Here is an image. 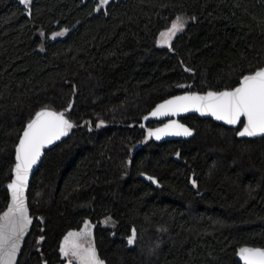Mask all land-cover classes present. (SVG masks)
Returning <instances> with one entry per match:
<instances>
[{
  "label": "trees",
  "instance_id": "obj_1",
  "mask_svg": "<svg viewBox=\"0 0 264 264\" xmlns=\"http://www.w3.org/2000/svg\"><path fill=\"white\" fill-rule=\"evenodd\" d=\"M29 6L30 17L18 0H0V215L17 143L38 111L107 126L79 128L46 152L19 264H65L61 249L86 222L103 264H240V247L264 248V137L239 139L240 128L196 116L183 119L195 135L182 141L110 126L140 123L183 92L233 89L263 68L264 0ZM178 16L187 29L158 47Z\"/></svg>",
  "mask_w": 264,
  "mask_h": 264
},
{
  "label": "snow or ice",
  "instance_id": "obj_2",
  "mask_svg": "<svg viewBox=\"0 0 264 264\" xmlns=\"http://www.w3.org/2000/svg\"><path fill=\"white\" fill-rule=\"evenodd\" d=\"M109 2L110 0H98L101 6H106ZM19 3L25 5L26 12L30 14L31 9L28 6L31 4V0H19ZM96 10L99 11L100 9L97 8ZM185 23L186 21L184 18L178 16L175 21L172 22L171 27L160 35L172 37L177 32L183 30ZM65 32H67V29H65L64 32L55 33L53 38L63 36ZM185 70L190 71V69ZM203 101H208L204 107H206L217 120H223L227 124H237L240 122L241 117H244L245 121L242 130L238 132L239 136L264 134V68L255 71L251 75L244 76L241 81V86L236 87L232 91L208 92L206 96H199L195 93L186 96H177L173 100H168L165 104L160 105L152 115H157L161 109H167L163 113L164 115H168L169 113L175 114L177 110L187 111L190 106L197 107V110H199V106ZM70 107L69 105V109ZM100 123L103 122L101 121ZM172 123L175 124L176 122L173 121ZM72 127L73 124L65 119L64 112L57 113L44 109L36 113L35 118L27 124L23 131L19 143L16 146L17 163L13 170L14 179L8 184V188L13 190L14 199L18 201L15 210L19 213V220L16 222L19 226V230L14 228L12 234L5 235L4 225L0 223V258L5 254L6 244L8 245L7 255L9 257L14 255L17 248L16 239H18L23 228L31 222L30 218L24 214L25 209L23 204L19 203V193L26 185L31 166L39 158L41 154L40 150L45 143H51L54 139H59L61 135H67V129ZM97 127H99V124ZM169 127V125H165V128ZM179 127L183 129L182 132H169L167 134H182L187 136L193 134L191 129L184 128L183 125ZM162 131H164V129H157L155 133L150 132V135H156V138L159 139L160 136L157 135V133ZM177 155H179V153H177ZM149 179L153 178L149 177ZM192 183L195 186L194 180ZM12 211L13 209L9 207V213ZM9 213H5V216L9 215ZM134 238L135 230L133 229V236L129 238L130 244ZM61 251L64 255H67V252L63 248ZM241 251L246 254L245 259L247 264H264V249H242ZM92 258L95 260L94 252L92 253ZM100 264H102V262H100Z\"/></svg>",
  "mask_w": 264,
  "mask_h": 264
},
{
  "label": "water",
  "instance_id": "obj_3",
  "mask_svg": "<svg viewBox=\"0 0 264 264\" xmlns=\"http://www.w3.org/2000/svg\"><path fill=\"white\" fill-rule=\"evenodd\" d=\"M18 2H19V0H18ZM31 3H32V0H31ZM21 5H22L23 8H25V5H23V4H21ZM28 7H30V6H28ZM30 16H31V13L29 14V17ZM253 73H251V74H253ZM251 74H248V75H251ZM243 77L241 78L239 84L236 87H240L241 86V81H242ZM236 87H234L233 89H225V90H221V91L183 92V93L171 96V97L161 101L160 103H158L149 113L146 114L145 117H147V118L144 117L140 123L128 124V125H110V126H119V127L127 128V129H134V128L146 129V133H147L148 138H151V139L155 140L158 143H163V142H166V141H182V140H190V139H192L194 137V135H195L194 129L191 128L185 122H183V119L186 118V117H189V116H196V117H199L200 119H210V120L214 121L215 123L220 124V125H222L224 127H227V128H230V129L240 128V130H242V127H243V124H244V121H245L244 117H241L240 122L237 123V124H234V125L227 124L223 120H217L211 114V112L206 107H204V105H206L208 103V101H203L201 103V105L199 106V110H197V107H191L190 106L187 111L177 110L175 112V114L169 113L168 115H164L163 113L167 109H161L160 112L157 113V115H155V116L152 115V113L154 111H156V109L160 105L165 104V102L168 101V100H173L177 96H186V95H190L192 93H195V94H197L199 96H206V94L208 92L232 91ZM177 103H183V102H177ZM42 110H44V109H42ZM47 110H50V111H53V112H57V111H54V110H51V109H47ZM40 111H38V112H40ZM57 113H59V112H57ZM64 116H65V114H64ZM34 118H35V116L32 118V120ZM65 119H66V117H65ZM173 121H175L176 123L173 124L172 123ZM149 123H158V125H156L153 128H148L147 125ZM27 124H26V126H27ZM98 124H99V127H97ZM97 125H96L95 129L93 128L92 124L89 123V122H84L82 125H79V126H74L73 125L72 128L67 129V135H61L59 137V139H54L51 143H45L44 146L41 148V150H40L41 154H40L39 158L31 166V169H30V171L28 173V178H27L26 185L23 188V190L19 193V196H20L19 203L23 204V207L25 209V213L24 214L27 217L30 218L31 222L28 223L26 225V227L23 228V231L20 232V234L18 236V239H16L17 248H16V251H15L14 255H12L11 257H9L7 255L8 245L7 244L5 245V254L3 255L2 258H0V264H19L20 259H21L22 254H23V251H24L25 243H26V241L28 240V238L30 237V235L32 233V228H33V225H34V218L32 216V212H31L30 207H29L28 191H29L30 183H31L35 173L40 168L41 163H42V161H43V159L45 157L46 152L51 150V149H53V148H55L61 142L65 141L69 137V135H70V133L72 131H75V130H77L79 128L88 126L89 129H92L94 131H99L101 126H107V124L100 123V122L97 123ZM141 125H143V126H141ZM165 125H169L170 127L169 128H165ZM180 125H183L184 128L191 129L193 134L191 136L182 135V134L181 135L167 134L169 132H182L183 129L179 127ZM26 126H25V128H26ZM25 128H24V130H25ZM157 129H164V131L157 133V135L160 136L159 139L156 138V135H150V132L155 133ZM23 131H22V134H23ZM22 134H21V136H22ZM262 137H264V134L255 135V136H243V137L238 135L239 139H246V138L258 139V138H262ZM18 143H19V141H18ZM18 143H17V145H18ZM15 160H16V150H15ZM16 163H17V161L15 162V165H16ZM15 165L13 167V170L15 168ZM13 179H14V171L12 172V179H11V181L9 183H11ZM7 190H8V193H9V202H8V205H7L6 209L0 215V223H2L4 225L5 235H10V234H12L14 228L16 230H19V226L16 223L19 220V213L16 212V210H15L16 209V204L18 203V201H16L14 199V197H13V190L9 189L8 185H7ZM9 207H11L13 209V211L11 213H9ZM5 213H9V215L5 216ZM242 249L254 250V249H264V248L254 247V246H249V245H245V246L240 247L237 250L236 259H237V261L240 264H247V261L245 259L246 254L242 253V251H241ZM65 264H73V262H71L70 260H66Z\"/></svg>",
  "mask_w": 264,
  "mask_h": 264
},
{
  "label": "rangeland",
  "instance_id": "obj_4",
  "mask_svg": "<svg viewBox=\"0 0 264 264\" xmlns=\"http://www.w3.org/2000/svg\"><path fill=\"white\" fill-rule=\"evenodd\" d=\"M179 17L184 18V20L186 21V23L184 24L183 30L177 32L172 37H164V36L159 35V37L157 39V46L158 47H167L175 39V37L178 34L182 33L183 31H185L187 29V27L190 23V19L186 16H179ZM169 28L163 30L161 33L166 32ZM55 38H57V37H55ZM105 221L106 220L103 221L104 225L111 224L110 222H108V221L105 222ZM92 232H93V226L90 225L89 222H86V223H84L83 227L81 228V230L78 233L71 236L72 237L71 240L68 239L70 241L69 244H71L72 248L69 247V251L67 252V254L70 256L71 260H74L73 257H75V256L71 255V250H74V251H77V254L83 256L82 260L80 259L82 263H84V264H100L101 261H99L96 257H95V260H93V258H92V253H93V234H92Z\"/></svg>",
  "mask_w": 264,
  "mask_h": 264
},
{
  "label": "flooded vegetation",
  "instance_id": "obj_5",
  "mask_svg": "<svg viewBox=\"0 0 264 264\" xmlns=\"http://www.w3.org/2000/svg\"><path fill=\"white\" fill-rule=\"evenodd\" d=\"M71 240V239H70ZM69 241V240H68ZM70 242V241H69ZM69 242H68V248L65 250L66 252H68L69 251V247L70 248H72V246H71V244H69ZM71 255L72 256H75V257H73V259L74 260H71L70 259V256L67 254V255H64V253H63V256H62V259L64 260V262L66 261V260H70L71 262H73V264H84V263H82L81 262V260H82V255H79V254H77V251H74V250H71ZM77 256V257H76ZM81 259V260H80ZM87 262V261H86ZM88 263V262H87Z\"/></svg>",
  "mask_w": 264,
  "mask_h": 264
}]
</instances>
